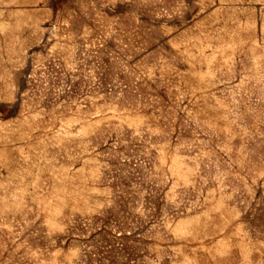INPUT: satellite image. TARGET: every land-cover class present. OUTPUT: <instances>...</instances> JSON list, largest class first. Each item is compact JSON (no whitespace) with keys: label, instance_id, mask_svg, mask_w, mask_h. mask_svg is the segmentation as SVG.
Here are the masks:
<instances>
[{"label":"rangeland","instance_id":"1","mask_svg":"<svg viewBox=\"0 0 264 264\" xmlns=\"http://www.w3.org/2000/svg\"><path fill=\"white\" fill-rule=\"evenodd\" d=\"M0 264H264V0H0Z\"/></svg>","mask_w":264,"mask_h":264}]
</instances>
